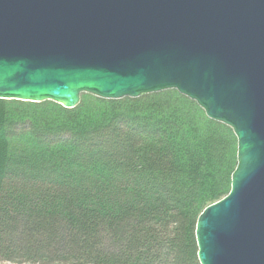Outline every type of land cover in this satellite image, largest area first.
Wrapping results in <instances>:
<instances>
[{
    "label": "trees",
    "instance_id": "obj_1",
    "mask_svg": "<svg viewBox=\"0 0 264 264\" xmlns=\"http://www.w3.org/2000/svg\"><path fill=\"white\" fill-rule=\"evenodd\" d=\"M0 101V264H198L232 131L175 91L42 114Z\"/></svg>",
    "mask_w": 264,
    "mask_h": 264
},
{
    "label": "water",
    "instance_id": "obj_2",
    "mask_svg": "<svg viewBox=\"0 0 264 264\" xmlns=\"http://www.w3.org/2000/svg\"><path fill=\"white\" fill-rule=\"evenodd\" d=\"M166 91L236 139L229 191L195 222L198 264H264V0H0V101Z\"/></svg>",
    "mask_w": 264,
    "mask_h": 264
},
{
    "label": "rangeland",
    "instance_id": "obj_3",
    "mask_svg": "<svg viewBox=\"0 0 264 264\" xmlns=\"http://www.w3.org/2000/svg\"><path fill=\"white\" fill-rule=\"evenodd\" d=\"M14 102H16V101H14ZM16 103H18V102H16ZM19 103H20V105L19 104L18 105L17 104H14L15 107L22 108L23 109L22 112L25 113V114H27V116L30 115L31 113L42 114L45 110H48L49 109V106H47V105H45V106H38V107H31V106H28L27 103H23V102H19ZM51 104H53V103H51ZM37 105H39V104H37Z\"/></svg>",
    "mask_w": 264,
    "mask_h": 264
}]
</instances>
